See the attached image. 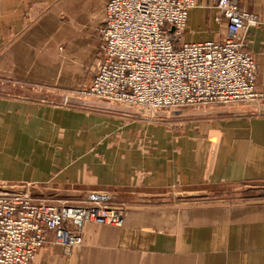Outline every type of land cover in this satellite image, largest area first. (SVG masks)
Masks as SVG:
<instances>
[{
  "label": "crops",
  "instance_id": "obj_1",
  "mask_svg": "<svg viewBox=\"0 0 264 264\" xmlns=\"http://www.w3.org/2000/svg\"><path fill=\"white\" fill-rule=\"evenodd\" d=\"M108 1L0 0V189L125 202L120 224L87 221L74 247L51 234L31 264H264V200H224L225 187L264 183L263 106L150 120L103 101L53 102L54 89L90 83ZM238 1L260 19L246 50L262 93L264 0ZM214 4L189 11L184 42L224 35Z\"/></svg>",
  "mask_w": 264,
  "mask_h": 264
},
{
  "label": "built area",
  "instance_id": "obj_2",
  "mask_svg": "<svg viewBox=\"0 0 264 264\" xmlns=\"http://www.w3.org/2000/svg\"><path fill=\"white\" fill-rule=\"evenodd\" d=\"M197 5L198 0H109L98 30L100 64L81 92L146 110L150 120L167 109L181 113L186 106L264 99L256 92L257 62L246 50V33L260 23L258 15L238 0H215L226 32L216 40L187 43L182 36ZM73 103L65 99L62 106L84 104ZM29 188L0 189V264H31L51 234L62 245L80 246L87 221H123V209L110 208L106 196L53 203Z\"/></svg>",
  "mask_w": 264,
  "mask_h": 264
},
{
  "label": "rangeland",
  "instance_id": "obj_3",
  "mask_svg": "<svg viewBox=\"0 0 264 264\" xmlns=\"http://www.w3.org/2000/svg\"><path fill=\"white\" fill-rule=\"evenodd\" d=\"M102 21H103V17H104V12H102ZM102 21H101V24H102ZM101 24L99 25V27L101 26ZM99 27L97 29V32L95 33V37H94V40L96 42V44L99 46V41H100V35H99ZM98 68V67H97ZM96 68V69H97ZM95 69V70H96ZM95 70H89L88 73H86V81H84L85 83H89L91 82V79H92V76H93V73ZM258 73V71H257ZM256 79H257V76H256ZM90 84V83H89ZM87 84V85H89ZM85 86V85H84ZM82 86V88L84 87ZM81 88V89H82ZM81 89L79 87L77 88H71V89H67V90H58V89H54L53 90V96H55V100L53 102L57 103V104H63L64 103V100L65 99H68V101H71L72 103L74 102L75 105H81L80 103H84L83 105L85 104H91L92 101H96L97 99H94L88 95H85L81 92ZM256 92L258 94H262L260 93L258 90H257V83H256ZM73 103V104H74ZM107 103V102H106ZM109 103V102H108ZM111 103V102H110ZM248 103H251L253 104V106H256V105H261L264 107V99L263 98H257L251 102H248ZM112 105H115L114 103H111ZM240 104H247V102H244V103H234V104H216V105H207V106H201V107H190V106H186V107H182L181 111V115H183L184 113L185 114H190L191 112H197L198 111H201V110H206L208 108H217V109H222V110H225V107L227 106H237V105H240ZM117 106V105H115ZM122 108V107H121ZM124 109H129L133 112H137V113H133L134 115H137L139 117H144V118H148L149 116H151V114L146 110L144 112H141L139 111L138 107H131V108H128L125 106ZM204 110V111H205ZM161 112H164L162 114H168V116H175V115H178L179 113H175L176 111L174 109H167V110H163ZM150 119V118H149ZM156 119H161V118H156ZM163 120V119H162ZM2 187H6V188H16L18 186H13V185H5V184H1V188ZM23 187H26V186H21V189ZM34 189V187H32V190ZM34 193H40L43 195V198H51L53 199L52 202L53 203H57V201H62L63 200H68L69 202H72V203H77L79 202L80 200H82L83 198H88L91 194H88L86 195L85 197H81L77 200H73V199H66V198H61V197H58V195L56 194H53V195H49V192H46L45 189H42V188H35L33 190ZM95 195V194H93ZM106 197L107 198H111L112 199V203H109L108 202V206L110 208L112 207H118V208H121L123 209V211L125 212V209H124V206H122V204L124 205V201H117L111 194H106ZM180 197V196H178ZM176 198V196L174 197ZM221 197H216V198H212L211 200H220ZM209 199V198H208ZM225 202L226 201H235V202H243V203H253V202H257V201H261V200H264V183H260V184H243V185H237V186H231V187H225V198H224ZM122 204H121V203Z\"/></svg>",
  "mask_w": 264,
  "mask_h": 264
}]
</instances>
